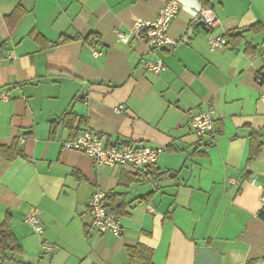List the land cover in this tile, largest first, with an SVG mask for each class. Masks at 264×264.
<instances>
[{
  "label": "crops",
  "instance_id": "0c3cea01",
  "mask_svg": "<svg viewBox=\"0 0 264 264\" xmlns=\"http://www.w3.org/2000/svg\"><path fill=\"white\" fill-rule=\"evenodd\" d=\"M166 2L0 0V147L23 151L0 154V224L21 247L0 264H264V0H179L174 44L119 39ZM202 9L228 47L211 50L205 24L194 28ZM208 107L215 131L199 137L191 114ZM87 128L106 145L166 150L146 174L97 165L64 146ZM98 189L123 204L120 236L93 224Z\"/></svg>",
  "mask_w": 264,
  "mask_h": 264
},
{
  "label": "built area",
  "instance_id": "2783aa9c",
  "mask_svg": "<svg viewBox=\"0 0 264 264\" xmlns=\"http://www.w3.org/2000/svg\"><path fill=\"white\" fill-rule=\"evenodd\" d=\"M179 10V0H167L154 21L135 19L128 32L118 29L117 36L123 42L134 38L144 39L151 47L174 44L175 41L169 37L168 30ZM198 19L204 21L209 31L207 39L211 50L223 49L230 45V41L226 36L212 32L216 23V16L212 10L202 9L198 14ZM94 54L99 55L101 53L94 50ZM165 67L166 64L160 57L148 64V68L156 73L161 72ZM256 80L258 83L263 82L261 76H258ZM7 97V94L3 93L2 98L6 99ZM261 100L264 102V93L261 95ZM120 108H123V106H120ZM190 126L194 134L199 137L214 133L215 110L208 107L204 111L191 114ZM64 146L67 149L89 155L97 165L122 168L130 164L137 167L138 172L141 174L148 173L150 168L157 163L159 154L166 150L164 146L106 145L102 135L90 128L83 130L74 139L67 140ZM231 182L237 185L236 179L231 178ZM106 198L107 192L101 189L96 190L90 198L88 206L92 214L93 224L101 233L111 232L120 236L123 231L121 216L107 210ZM260 200L264 211V186L261 187ZM25 221L37 234L42 235L44 233V224L39 209L31 208L28 210L25 214ZM44 246L51 249L48 245Z\"/></svg>",
  "mask_w": 264,
  "mask_h": 264
},
{
  "label": "trees",
  "instance_id": "16d2710c",
  "mask_svg": "<svg viewBox=\"0 0 264 264\" xmlns=\"http://www.w3.org/2000/svg\"><path fill=\"white\" fill-rule=\"evenodd\" d=\"M100 40V35L95 33H91L86 37V41L91 45L100 43ZM260 149L261 143L256 145L254 143L252 147L251 158H255L258 155ZM0 154L8 160H13L17 156L22 155L23 151L21 149H18V147L15 145L12 147H0ZM152 168L153 166L150 168V171L152 170ZM116 196V193L107 192L106 207L110 213L121 215L123 204L116 203ZM260 216L264 220V212L260 213ZM19 250H21V247L19 246L17 238L10 228L9 220L7 219L5 222L0 224V263L7 258V254L9 251L17 252ZM128 251L131 259H134V257L138 255L141 250L136 247H129Z\"/></svg>",
  "mask_w": 264,
  "mask_h": 264
},
{
  "label": "water",
  "instance_id": "95a60500",
  "mask_svg": "<svg viewBox=\"0 0 264 264\" xmlns=\"http://www.w3.org/2000/svg\"><path fill=\"white\" fill-rule=\"evenodd\" d=\"M202 24H204V21H203V20H199V21L195 24L194 28H197L198 26H200V25H202Z\"/></svg>",
  "mask_w": 264,
  "mask_h": 264
}]
</instances>
